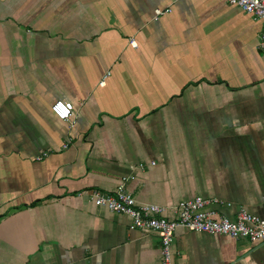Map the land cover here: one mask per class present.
<instances>
[{"label": "crops", "instance_id": "0c3cea01", "mask_svg": "<svg viewBox=\"0 0 264 264\" xmlns=\"http://www.w3.org/2000/svg\"><path fill=\"white\" fill-rule=\"evenodd\" d=\"M261 33L227 0H0V264H161L155 233L92 202L124 178L169 220L197 197L264 220ZM171 253L264 264V242L181 228Z\"/></svg>", "mask_w": 264, "mask_h": 264}, {"label": "built area", "instance_id": "2783aa9c", "mask_svg": "<svg viewBox=\"0 0 264 264\" xmlns=\"http://www.w3.org/2000/svg\"><path fill=\"white\" fill-rule=\"evenodd\" d=\"M231 6L238 7L244 13L252 16L262 24L259 36V49L264 51V0H227ZM170 10H154L157 21ZM133 45L134 41H130ZM101 82L100 85H103ZM73 104L67 101H55L51 106L54 116L67 122L73 116ZM66 146V145H65ZM66 148V147H64ZM40 155L37 160L46 157ZM123 179L113 193H92V202L97 207L106 208L111 213L127 215L131 218L130 229L155 233L160 239L161 264H175L172 258L171 246L177 229L190 232H200L208 235H224L234 240L245 239L250 242H264V220L240 210L234 220L217 217L216 213L206 208L213 202L197 197L190 201H181L174 208L175 217L169 220L165 217L163 207L153 204H137L134 197L126 190ZM216 202V201H214Z\"/></svg>", "mask_w": 264, "mask_h": 264}]
</instances>
